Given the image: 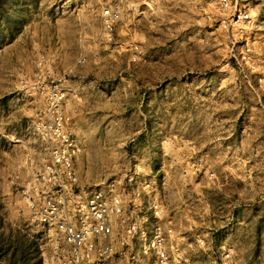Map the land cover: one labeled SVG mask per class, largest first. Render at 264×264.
Here are the masks:
<instances>
[{"label":"rangeland","instance_id":"rangeland-1","mask_svg":"<svg viewBox=\"0 0 264 264\" xmlns=\"http://www.w3.org/2000/svg\"><path fill=\"white\" fill-rule=\"evenodd\" d=\"M50 149L175 264H264V0H0V264H45L22 187Z\"/></svg>","mask_w":264,"mask_h":264},{"label":"built area","instance_id":"built-area-1","mask_svg":"<svg viewBox=\"0 0 264 264\" xmlns=\"http://www.w3.org/2000/svg\"><path fill=\"white\" fill-rule=\"evenodd\" d=\"M44 131L67 141L59 107ZM62 145V144H61ZM74 149H50V161L22 187L32 222L46 241L45 264H175L162 228L131 225L121 194L112 185L91 193L77 191ZM144 243L136 250L133 239Z\"/></svg>","mask_w":264,"mask_h":264}]
</instances>
